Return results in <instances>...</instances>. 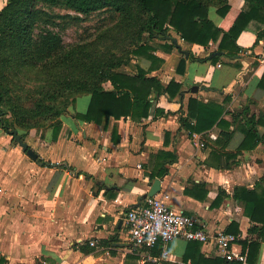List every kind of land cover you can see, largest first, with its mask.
<instances>
[{"label": "crops", "instance_id": "0c3cea01", "mask_svg": "<svg viewBox=\"0 0 264 264\" xmlns=\"http://www.w3.org/2000/svg\"><path fill=\"white\" fill-rule=\"evenodd\" d=\"M228 3L231 11L226 17L218 14L217 6H210L216 13L210 18L217 25L228 27L237 10L246 7V0ZM262 29L264 22L253 19L238 37V55L227 57L222 52L218 61L211 57L219 52V40L205 46L186 41L173 29L149 39V53L156 58L133 54L134 68L123 71L133 74L140 64L165 86L172 79L180 82L181 90L172 99L154 94L149 116L140 121L111 117L105 128V122L81 120L76 113L87 108L77 110L76 97L72 109L60 117L62 128L56 140L51 129L34 134L32 145L42 159L31 164L36 172L30 177L34 200L30 225H9L5 233L1 228L0 254L10 264H193L184 260L189 245L184 238H175L166 247L158 242L151 249L135 247L130 241L126 213L144 202L159 178L158 195H167L170 205L197 217L209 231L236 235L234 248L247 251V260L235 262L250 264L244 243L258 235L250 232L254 222L234 192L238 186L264 185V125L257 126L260 140L254 148L241 147L247 118L264 114V86L260 83L264 39L257 41ZM181 60H185L183 71L179 70ZM190 97L222 105L223 118L230 126L215 125L190 134L182 121ZM156 108L172 113L154 117ZM114 127L116 142L112 139ZM162 150L173 152L176 160L159 158L157 153ZM163 164L168 172L152 178L156 167ZM72 171L79 176L75 178ZM195 184H203L208 191L204 198L187 192ZM219 195L222 199L216 204ZM232 223L238 225V233L228 230ZM165 249L168 254L163 256ZM196 251L206 257H222L213 240L200 242ZM148 253L162 257L160 263L145 260ZM256 264H264V241Z\"/></svg>", "mask_w": 264, "mask_h": 264}, {"label": "trees", "instance_id": "16d2710c", "mask_svg": "<svg viewBox=\"0 0 264 264\" xmlns=\"http://www.w3.org/2000/svg\"><path fill=\"white\" fill-rule=\"evenodd\" d=\"M214 2L217 3L220 16L226 17L231 11L228 0H6L5 5L0 8V112L6 116L0 118V125L9 134L14 129L28 133L31 128L44 127L51 129L52 137L56 140L62 128V121L57 117L65 110L57 101L71 93H77L72 98L73 103L80 93H89L91 96L86 111L76 113V117L98 124L105 122V128H108L111 117L120 119L129 116L137 121L148 117L152 96L165 94L172 99L180 93V82L172 79L165 86L157 76L150 74V69L146 70L140 64H137L136 72L130 74L119 69L123 61L114 57L76 62L79 54L75 49L67 50L61 33L54 27L68 20L76 23L82 20L81 15L86 16L102 9L117 11L124 16L136 10L139 17L144 18V22L137 31L139 37L132 50L133 54L156 58L149 53L152 49L149 39L165 36L173 29L186 41L205 46L210 41L219 40L218 50L227 57H234L241 50L237 42L241 32L253 19L264 22V0H246V7L237 10L228 27L225 24L217 25L210 18V6ZM56 6L78 15L54 14L47 9ZM142 35L145 36L144 39L141 38ZM257 38V41L264 39V29L258 32ZM221 56L222 54L212 55L211 59L218 61ZM29 64L49 68L66 67V75L57 77L55 83L58 87L48 90L44 97L31 99L28 103H17L11 96L8 73ZM184 65L185 60H181L180 71H183ZM106 82H110L112 87H106ZM260 83L264 86V74ZM40 113L45 115L35 117ZM171 113L170 110L156 108L154 117ZM223 114L222 105L190 97L188 112L182 121L190 134L204 132L215 125L227 128L230 122L223 118ZM259 124L264 125V114L247 118L242 149L254 148L258 144ZM112 139L118 141L116 127L112 130ZM157 156L170 162L177 158L173 152L165 150L159 151ZM167 172L168 167L163 164L156 167L151 177H162ZM193 187L187 192L194 196L204 198L208 192L203 184H195ZM195 188L204 195L195 192ZM234 197L244 202L245 213L254 222L249 230L258 237L248 244L244 243V248L248 247L249 263L256 264L264 241V185L257 182L252 189L238 186ZM221 199L219 195L216 204H220ZM233 226L237 230H233ZM238 229V225L232 223L228 230L238 233ZM197 245H200L199 241H189L184 260L190 259L193 264H240L219 256L206 257L196 251ZM3 262H7V259L0 254V264Z\"/></svg>", "mask_w": 264, "mask_h": 264}, {"label": "rangeland", "instance_id": "374dc122", "mask_svg": "<svg viewBox=\"0 0 264 264\" xmlns=\"http://www.w3.org/2000/svg\"><path fill=\"white\" fill-rule=\"evenodd\" d=\"M5 3L6 0H0V8ZM216 4L215 2L213 3L215 6ZM47 9L54 14L63 15L70 13L78 15L74 11L59 6L48 7ZM210 16L212 18L216 16L213 9L210 10ZM81 17L82 20L76 23L68 20L54 27L56 31L61 33L67 50L75 49L79 54L76 62L82 61L83 63L85 59L93 61L114 57L123 61L119 69L129 71L130 67L134 68L132 65V50L135 48L139 37L137 31L141 23L144 22V18H140L136 10L124 16L117 11L102 9L86 16L81 15ZM141 38L144 39L145 36L142 35ZM66 69V67L49 68L44 65L35 66L29 64L18 67V71H10L8 73V81L11 87L12 99L17 103H28L31 99L44 97L48 90L58 87L55 79L66 75ZM109 84V82H106L105 86L109 87ZM76 94H68L57 101V104L65 108L62 115L72 109V98ZM89 102V94L78 95L75 105L76 109L85 110ZM42 115H45V113L37 114L35 117ZM61 116H58L57 119ZM5 117L0 112V118L3 119ZM18 131L23 134L24 140L29 143L31 148L37 151L36 146L32 145L33 138H35L34 134L43 133L46 128H31L28 133L22 130ZM33 161L35 160L14 140L13 135L6 133L0 125L1 232L5 233L9 225H30L31 208L34 206L30 177L36 172L31 165ZM72 173L70 172L75 178L79 176L75 171H72ZM42 187L46 189L45 184ZM1 264H10V260Z\"/></svg>", "mask_w": 264, "mask_h": 264}, {"label": "built area", "instance_id": "2783aa9c", "mask_svg": "<svg viewBox=\"0 0 264 264\" xmlns=\"http://www.w3.org/2000/svg\"><path fill=\"white\" fill-rule=\"evenodd\" d=\"M167 195L146 196L144 202L131 208L126 213V223L130 241L135 247L153 248L158 242L165 247L175 238L195 240L200 242H215L217 252L225 260H247V251L236 250L234 245L238 237L232 233L217 231L211 232L199 219L174 208L166 200ZM168 254L165 249L163 256ZM147 261L160 263L162 257L146 254Z\"/></svg>", "mask_w": 264, "mask_h": 264}, {"label": "water", "instance_id": "95a60500", "mask_svg": "<svg viewBox=\"0 0 264 264\" xmlns=\"http://www.w3.org/2000/svg\"><path fill=\"white\" fill-rule=\"evenodd\" d=\"M186 54H188V51H184ZM219 54L221 55L222 52H215L213 53V55ZM11 134L14 137V140L17 141L23 148V150L34 160H37L39 155L37 153V151H35L33 148H31V146L29 145V143L24 140V138L22 137V135L18 132V130L14 129L11 130ZM50 164V163H48ZM161 189V179L156 178L154 180V182L152 183L150 190L148 191V193L146 194V196H153L155 194H157Z\"/></svg>", "mask_w": 264, "mask_h": 264}]
</instances>
